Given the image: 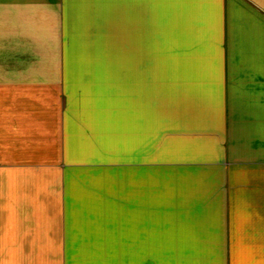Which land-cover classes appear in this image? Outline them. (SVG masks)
<instances>
[{
	"label": "crops",
	"instance_id": "1",
	"mask_svg": "<svg viewBox=\"0 0 264 264\" xmlns=\"http://www.w3.org/2000/svg\"><path fill=\"white\" fill-rule=\"evenodd\" d=\"M0 264H264V0H0Z\"/></svg>",
	"mask_w": 264,
	"mask_h": 264
},
{
	"label": "rangeland",
	"instance_id": "2",
	"mask_svg": "<svg viewBox=\"0 0 264 264\" xmlns=\"http://www.w3.org/2000/svg\"><path fill=\"white\" fill-rule=\"evenodd\" d=\"M118 38L115 37V43H114V59L113 61H110L111 64H113L115 70H119L121 68V63H122V60H121V44L120 42H118L117 40ZM36 62H39V61H35V60H29L28 63L30 64H34ZM47 63L45 64V66H47V64H49V62L51 61H46Z\"/></svg>",
	"mask_w": 264,
	"mask_h": 264
}]
</instances>
